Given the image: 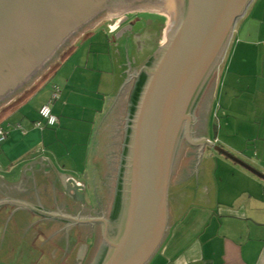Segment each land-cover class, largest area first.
Returning a JSON list of instances; mask_svg holds the SVG:
<instances>
[{
    "label": "crops",
    "instance_id": "1",
    "mask_svg": "<svg viewBox=\"0 0 264 264\" xmlns=\"http://www.w3.org/2000/svg\"><path fill=\"white\" fill-rule=\"evenodd\" d=\"M245 16L234 32V49L212 103L232 115L224 120L231 138L224 140L226 150L264 174V0H254ZM62 68L27 99L41 96L47 87L40 103L22 102L0 120L9 132L0 146V263L80 264L82 253L89 251V227L80 229L69 220L96 218V180L89 184L91 179L82 180L70 164H61L62 128L35 127L55 86L59 98L51 109L58 126L73 122L65 117L72 102L66 93L70 76ZM125 93L123 88L117 103H125ZM207 114L200 136L211 141ZM182 152L170 185L168 232L148 264H264V179L219 159L209 146ZM76 187H84L82 193L92 199H76Z\"/></svg>",
    "mask_w": 264,
    "mask_h": 264
},
{
    "label": "water",
    "instance_id": "2",
    "mask_svg": "<svg viewBox=\"0 0 264 264\" xmlns=\"http://www.w3.org/2000/svg\"><path fill=\"white\" fill-rule=\"evenodd\" d=\"M253 1L0 0V109L104 11L154 3L177 11L169 37L137 75L111 218L69 220L102 225L103 244L92 264H148L159 251L169 228L171 179L184 140L201 151L209 146L264 179L224 148L193 137L196 106ZM142 26L138 22L130 31ZM85 190L75 188L83 203Z\"/></svg>",
    "mask_w": 264,
    "mask_h": 264
},
{
    "label": "rangeland",
    "instance_id": "3",
    "mask_svg": "<svg viewBox=\"0 0 264 264\" xmlns=\"http://www.w3.org/2000/svg\"><path fill=\"white\" fill-rule=\"evenodd\" d=\"M159 6L160 3H154L151 5L115 7L104 11L100 17L91 22L89 26L71 40L68 46L61 50L43 71L32 77L21 89L15 91L11 96L13 100L9 105L0 109L1 120L10 110L22 103L20 101L26 96H30L39 87L50 84V81L54 79L52 78L53 74L56 73L52 74L54 67L62 62L65 56L76 46L69 55L74 56L71 62L65 67H63V62L58 68L59 71L63 67L61 73L70 76V86L66 93H70V102L72 103H70L65 117L74 118L73 122L63 127H59L57 123L55 127L46 129L54 131L60 128L63 129L58 145V154L62 159L61 164H70L71 170L82 180L91 179L89 184H93V180H96L94 199V204H96L94 216L96 217H100L101 212L108 213L113 207V195L118 179L117 168L120 166L128 120L130 119L134 85L141 70V66L137 67V65L144 59V57L137 56L136 46L131 38L120 36L123 32L121 29H123L126 22L134 17L132 13L155 11L162 15L160 22L164 19L163 25L157 31L156 40H154L156 46L162 45L166 41L173 18L168 10L166 11ZM245 17L239 21L240 24ZM233 49L234 46L230 44L222 63L211 76L195 109L194 141L198 142L201 139V119L208 112V137L211 139L210 142L214 144L215 138L218 137L215 145L225 150L228 147L224 140H231V138H229V130L224 126V120L231 118L232 115L226 108L222 109L220 103H212V101H214V93L216 98L215 89L217 85L221 84V77ZM74 68L75 71H72ZM123 88L124 91L126 90L125 103H117ZM43 90L41 96L24 102L33 103L34 105L40 103L43 94L46 92V90ZM64 100L65 98L62 101ZM75 120H77L76 123ZM84 136L86 137L84 138ZM69 137L71 147L67 149ZM182 147L185 149L194 146L185 140L182 142L176 156L172 181L178 176L177 170L183 153L180 150ZM68 151L70 156L67 155ZM216 155L219 159L228 161L227 163H233L231 160H226V157L219 153H216ZM90 195L89 193L88 198L85 197V199L91 200ZM101 231L99 227L96 229V246L88 248L91 250L92 257L90 259L92 260L97 256L103 244ZM81 243L85 244L86 242ZM87 244H91V241L89 240ZM0 264H18V262ZM22 264H26V261H23Z\"/></svg>",
    "mask_w": 264,
    "mask_h": 264
},
{
    "label": "flooded vegetation",
    "instance_id": "4",
    "mask_svg": "<svg viewBox=\"0 0 264 264\" xmlns=\"http://www.w3.org/2000/svg\"><path fill=\"white\" fill-rule=\"evenodd\" d=\"M132 14H134L133 15L134 17H132L129 20V22H126L123 26V29H121L124 32L122 36H127L128 38L132 39V41L134 42V44L136 46L135 50L137 52V56H139L141 58L147 57L149 52L153 51L154 49L157 50L160 46V45L156 46V43L154 40H156L157 31L161 27L160 20L162 19V15L156 13L155 11H137V12L132 13ZM138 22H142L143 26H142L141 30H139L138 32H135L134 29L132 31H130V27L134 28ZM137 56H136V60H137ZM150 58H151V56L147 60H145V63H143V65H141L140 68H142ZM137 83H138V79H136V83H135L134 87L136 86ZM201 122H202V119H201ZM199 128H200V126H199ZM193 148H196V147H193ZM180 150L183 151L184 148L182 147ZM118 170H119V168H117V172H118ZM116 193H117V186L114 190V195H113V202H112L113 207L110 209V211L108 213L107 212H101L100 217L104 216L108 219L111 218L114 207H115ZM76 199L81 201L80 197H78V196H76ZM94 205L96 206V204H94ZM74 226H78L80 229L83 227H89L90 230L86 234V236L88 238L87 240H92V244H90L89 248H92V246H94V245L96 246V239H97L96 229H98V227H99L100 230H102L101 224H95V225H92V224H76ZM84 235L85 234L81 231L79 236L83 237ZM82 255L84 256V260H82V262L80 264H92L94 262L95 258H93V260L90 259L92 257L91 250H89L87 254L82 253ZM89 259L91 260L90 262H89Z\"/></svg>",
    "mask_w": 264,
    "mask_h": 264
},
{
    "label": "built area",
    "instance_id": "5",
    "mask_svg": "<svg viewBox=\"0 0 264 264\" xmlns=\"http://www.w3.org/2000/svg\"><path fill=\"white\" fill-rule=\"evenodd\" d=\"M59 92V88L55 86L50 102L40 109L41 120L35 123L36 128L54 127L58 123V117L52 112L51 104L59 98ZM8 135V130L0 125V146L6 141Z\"/></svg>",
    "mask_w": 264,
    "mask_h": 264
},
{
    "label": "trees",
    "instance_id": "6",
    "mask_svg": "<svg viewBox=\"0 0 264 264\" xmlns=\"http://www.w3.org/2000/svg\"><path fill=\"white\" fill-rule=\"evenodd\" d=\"M164 20V19H163ZM163 20L161 21V26L163 25ZM76 48V46L74 47V49ZM156 48V47H155ZM73 49V50H74ZM73 50L70 52V53H68L66 56H65V58H64V60L73 52ZM155 50L156 49H154L153 51H151V52H149V54L147 55V57H144V59L142 60V62H140L138 65H137V67H139V66H141L143 63H145V60H147L150 56H152L154 53H155ZM63 60V61H64ZM62 61V62H63ZM62 62H60V63H58V65L56 66V67H54V69L52 70V74L54 73V72H56L57 71V69L59 68V66L61 65V63ZM34 94V92L30 95V96H26L24 99H22L20 102H24V101H26L27 99H29L32 95Z\"/></svg>",
    "mask_w": 264,
    "mask_h": 264
},
{
    "label": "bare ground",
    "instance_id": "7",
    "mask_svg": "<svg viewBox=\"0 0 264 264\" xmlns=\"http://www.w3.org/2000/svg\"><path fill=\"white\" fill-rule=\"evenodd\" d=\"M159 7H162L164 10H168V12L170 13V15L172 16V18H173V22L176 20V18H177V11H176V9L174 8V7H163V6H159ZM173 22H172V25H173ZM173 26H171V28H172ZM171 30V29H170ZM170 30H168V33H167V37H169V34H170Z\"/></svg>",
    "mask_w": 264,
    "mask_h": 264
}]
</instances>
